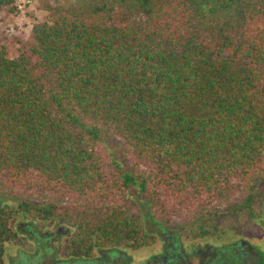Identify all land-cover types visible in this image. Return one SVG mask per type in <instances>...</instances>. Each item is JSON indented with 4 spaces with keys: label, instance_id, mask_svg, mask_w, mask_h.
Wrapping results in <instances>:
<instances>
[{
    "label": "trees",
    "instance_id": "trees-1",
    "mask_svg": "<svg viewBox=\"0 0 264 264\" xmlns=\"http://www.w3.org/2000/svg\"><path fill=\"white\" fill-rule=\"evenodd\" d=\"M48 18L15 56L0 45V264L18 214L68 224L78 247L128 249L151 241L141 214L186 209L213 229L223 206L232 225L251 216L240 181L264 169V0H86ZM103 131L132 168L100 150Z\"/></svg>",
    "mask_w": 264,
    "mask_h": 264
},
{
    "label": "flooded vegetation",
    "instance_id": "flooded-vegetation-1",
    "mask_svg": "<svg viewBox=\"0 0 264 264\" xmlns=\"http://www.w3.org/2000/svg\"><path fill=\"white\" fill-rule=\"evenodd\" d=\"M258 201L250 222L228 236H191L183 226L152 221L145 225L150 243L137 249L106 248L95 240L78 247L68 224L20 214L23 222L12 225L18 236L6 243L2 264H264V198Z\"/></svg>",
    "mask_w": 264,
    "mask_h": 264
},
{
    "label": "rangeland",
    "instance_id": "rangeland-1",
    "mask_svg": "<svg viewBox=\"0 0 264 264\" xmlns=\"http://www.w3.org/2000/svg\"><path fill=\"white\" fill-rule=\"evenodd\" d=\"M86 0H12V6L15 8L14 12H10L8 7L0 9V45L7 47L10 52V56L13 57L16 55V49L18 47L16 40L28 41L31 39V30L34 25L49 21V14L55 6H63L64 8L73 7L76 5H81ZM103 141L99 143L100 150H105L108 154L112 152L115 156L121 157V166L120 169L126 170L127 168H132L134 161L132 157H127L121 154L122 144L120 139L113 137L107 132L103 131L102 133ZM123 155V156H121ZM109 161V160H108ZM119 164V163H116ZM117 167V165H115ZM115 167V168H116ZM252 175V172L251 174ZM253 178H257V183L252 184L249 177L240 181L243 186H248L253 191L254 195L260 198H264V169H259L254 172L252 175ZM249 180V181H248ZM245 190V189H244ZM250 191V190H249ZM247 191H244L236 197V201L242 200ZM129 199L133 200L135 203L132 206L133 212H141L147 214L149 212V207L144 204L142 197L135 190H132L128 194ZM258 199L255 201L253 211L256 213L259 208ZM235 200V199H234ZM143 205V206H142ZM180 211V210H179ZM216 217L217 228L213 229L211 226H203V224L193 223L190 213L184 209L179 212L177 215H171L169 222H163L160 219L159 215H153L152 221L163 222L167 225H178L186 228L187 232L192 236L194 233L197 235L200 233L198 228L200 226L209 228V235L212 234H222V236H228L230 231H233L235 228H241L243 225L248 224L252 216L247 214L242 215V219L232 225L229 220L230 216L227 214L226 206H223L218 209ZM141 216L144 218L146 227L150 228L152 221H149V216ZM149 217V218H148ZM23 222V219H20V214L15 216L10 223V227L13 228V223ZM15 230V229H14ZM202 232V231H201ZM5 244V248H6ZM4 248V250H5Z\"/></svg>",
    "mask_w": 264,
    "mask_h": 264
}]
</instances>
